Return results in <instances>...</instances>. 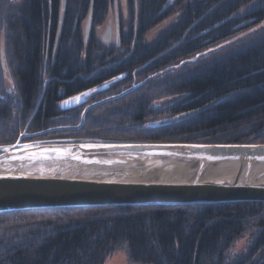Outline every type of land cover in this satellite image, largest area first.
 Instances as JSON below:
<instances>
[{
    "label": "trees",
    "instance_id": "obj_1",
    "mask_svg": "<svg viewBox=\"0 0 264 264\" xmlns=\"http://www.w3.org/2000/svg\"><path fill=\"white\" fill-rule=\"evenodd\" d=\"M251 1L124 0L122 15L121 0H66L55 49L61 0H0V150L22 134L20 146L264 144V5L242 13ZM111 12L118 33L100 40ZM117 252L126 264H264V203L0 213V264Z\"/></svg>",
    "mask_w": 264,
    "mask_h": 264
},
{
    "label": "water",
    "instance_id": "obj_2",
    "mask_svg": "<svg viewBox=\"0 0 264 264\" xmlns=\"http://www.w3.org/2000/svg\"><path fill=\"white\" fill-rule=\"evenodd\" d=\"M263 5L264 0H252L242 13H254ZM65 9L66 0H61L55 49L61 37ZM1 67L4 69L2 56ZM153 77L89 105L81 114L79 125L58 130L80 129L91 108L119 99ZM202 109L177 119L190 117ZM24 136L22 134L12 147L0 150V213L60 208L264 203V144L20 146Z\"/></svg>",
    "mask_w": 264,
    "mask_h": 264
},
{
    "label": "rangeland",
    "instance_id": "obj_3",
    "mask_svg": "<svg viewBox=\"0 0 264 264\" xmlns=\"http://www.w3.org/2000/svg\"><path fill=\"white\" fill-rule=\"evenodd\" d=\"M121 5V12L122 15H125V3L124 0H121L120 2ZM114 26H115V19H114V13L111 12L106 20V23L103 25L102 28H100L98 30V37L100 40H102V37L106 35V32H109V38L111 39V42L114 40ZM157 36V32L154 33H150L147 35L146 41L147 42H151L152 40L155 39V37ZM134 91V90H133ZM80 99V97H79ZM78 100L74 98H71L69 101H66L67 103L61 102L59 105V108H63L65 107L66 104H72L74 102H76ZM172 101H174V99H169V100H164L162 101L160 104H169ZM149 126V125H148ZM246 245V241H242L240 242L234 249L233 253H239ZM106 264H126V258H125V254L123 252H117L115 253L108 261Z\"/></svg>",
    "mask_w": 264,
    "mask_h": 264
},
{
    "label": "flooded vegetation",
    "instance_id": "obj_4",
    "mask_svg": "<svg viewBox=\"0 0 264 264\" xmlns=\"http://www.w3.org/2000/svg\"><path fill=\"white\" fill-rule=\"evenodd\" d=\"M116 31H117V26H116V28H115V31H114V33H116V34H117V33H118V31H117V32H116ZM108 34H109V32H108V33L106 32V35H105V36H103V37H102V39H103V40H105L106 38H108V37H109V35H108ZM109 40H110V39H109ZM108 42H109V41H108Z\"/></svg>",
    "mask_w": 264,
    "mask_h": 264
},
{
    "label": "snow or ice",
    "instance_id": "obj_5",
    "mask_svg": "<svg viewBox=\"0 0 264 264\" xmlns=\"http://www.w3.org/2000/svg\"><path fill=\"white\" fill-rule=\"evenodd\" d=\"M83 95H87V93H84ZM75 99L76 100H79V97H76ZM65 103H67V102H65Z\"/></svg>",
    "mask_w": 264,
    "mask_h": 264
},
{
    "label": "bare ground",
    "instance_id": "obj_6",
    "mask_svg": "<svg viewBox=\"0 0 264 264\" xmlns=\"http://www.w3.org/2000/svg\"><path fill=\"white\" fill-rule=\"evenodd\" d=\"M46 171V169H44V172Z\"/></svg>",
    "mask_w": 264,
    "mask_h": 264
}]
</instances>
